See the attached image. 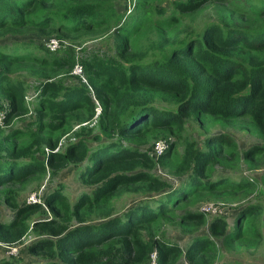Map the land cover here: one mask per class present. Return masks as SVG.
<instances>
[{"label":"trees","instance_id":"obj_1","mask_svg":"<svg viewBox=\"0 0 264 264\" xmlns=\"http://www.w3.org/2000/svg\"><path fill=\"white\" fill-rule=\"evenodd\" d=\"M52 1L0 0V29L9 22L14 26L23 25L24 22L39 26L48 22V25L55 24L61 30L77 33L103 28L115 17V25L110 33L115 55L97 49L93 52L83 51L78 63L83 68L88 84L76 87L60 82L41 83L36 94L40 105L37 111H43L50 120L44 121L39 117L35 123L37 131L68 125L72 120L71 114L75 112H82V116L84 112L87 118H93L96 107L93 95L101 100L106 97L109 103L114 102L120 107L109 113L107 120L103 121L107 113L106 106L100 120L104 130H111L121 136L138 134L153 125L183 127L188 113L216 115L225 119L246 116L264 131V0H256V3L251 0H234L233 5L229 6L240 17H233V14L228 20L218 16V20L204 24L199 32H185L172 43L163 58L149 62L145 60L147 54L142 53L130 63L124 61L127 40L146 11H137L134 4L136 10L133 11V7L127 14L124 11L122 23H116L120 16L113 3L115 0H107L105 3L98 0H72V3L64 7H49ZM207 1L210 0H177L174 5L184 12L194 10ZM173 21H176V16H170L161 23L168 25ZM160 45L159 42L155 46L150 43L144 49L153 50L155 47L160 48ZM18 62H31L46 70L71 71L77 59L75 50L69 46L54 52L44 49L40 57L18 54L0 47V96L7 102L4 108L5 122L17 114L27 112L23 85L9 77L10 65ZM140 87L167 93L171 98L168 106L154 105V100L146 96ZM9 135L17 140L30 137L39 141V137L29 129H13ZM102 136L93 135V139L101 140ZM217 139L216 142L223 140L220 137ZM184 140L185 151L180 169L188 172L191 180L196 179L193 186L198 183L202 187H218L214 181L200 183L197 180L204 168L213 162V147L207 140L206 149L196 148L191 138L184 137ZM84 144L73 143L70 154L84 157ZM114 145L108 143L100 146L88 156V165L80 170V175L84 180H107L92 195H80L71 205V211L66 217L69 220L51 218L33 222L32 229L42 237L33 240L29 251L49 254L45 264H146L153 251H156L154 264H168L167 256L174 250L173 247L159 246L151 236L142 242L140 229L142 223L166 211L163 201L151 199L152 203L160 202L156 210L148 206V201L142 202L129 211L124 219H108L99 227L82 225L70 228L72 218L76 222L111 218L115 209L104 202L115 192L131 190V193H154L164 187L165 182L151 172L149 167L153 165V160L146 152L122 145L110 149ZM141 166L147 170L136 172ZM39 169H44L43 161L28 155L26 150H9L0 138V185L22 182ZM2 198L12 201L9 206L13 209L11 218L0 221V241L7 242L27 230L26 218L36 210L37 205L20 206L17 202L18 191L13 189L5 191ZM65 202L59 191L47 193L44 197L47 205L55 208L61 206L67 211L69 206ZM194 215H197L196 212H187L183 218L193 219ZM225 227L226 222L217 218L210 222L209 230L213 235H218ZM255 233L259 234L257 228ZM106 238H117L121 243H109L104 248L93 249L97 247L96 243L100 244ZM136 246H141L142 253L132 259L130 249ZM208 246L209 238L191 240L185 250L187 262L202 264L193 254L207 252ZM55 254L60 258L54 257ZM68 254L75 258L67 260ZM0 264L17 263L11 257L1 258Z\"/></svg>","mask_w":264,"mask_h":264},{"label":"rangeland","instance_id":"obj_2","mask_svg":"<svg viewBox=\"0 0 264 264\" xmlns=\"http://www.w3.org/2000/svg\"><path fill=\"white\" fill-rule=\"evenodd\" d=\"M175 1L177 0H134L137 11H146V14L140 17V24L128 37L124 54L126 63L132 62L142 53L147 54L146 61L159 60L168 54L172 43L185 32H199L204 24L218 20V16H224L228 20L233 14V17H240L229 6L233 5L234 0H210L194 10L184 12L175 7ZM251 2L256 3V0ZM70 3L72 0H53L48 6L64 7ZM113 3L120 16L116 23H122L121 18L128 0H115ZM135 7L133 11L136 10ZM170 16H176V21L168 25L161 23ZM114 19L115 17L111 18L103 28L77 33L61 30L55 24L48 25V22L39 26L25 22L23 25L14 26L9 22L0 29V47L18 54L27 53L40 57L43 50L47 49L46 42L57 38L61 40L62 46L55 51H60L66 46L73 48L77 64L84 50L93 52L97 49L115 55L110 34L115 25ZM157 42L161 43L160 48L144 49L150 43L155 46ZM39 45L42 47L39 48ZM9 70V77L23 85L27 112L17 114L9 122H5L4 108L7 102L0 96V138L9 150H26L28 155L43 161L44 169L36 170L22 182L0 185V221L8 220L13 214V209L9 206L12 201L2 198L7 190L18 191L17 202L20 206L34 203L37 205L36 210L26 218L27 230L22 235L7 242L0 241V259L14 257L17 264H45L48 261L49 254L29 251L33 240L42 237L32 229L33 222L51 218L69 220L66 217L71 211V205L80 195H92L93 191L107 180H84L80 170L88 165V156L95 153L98 147L109 143L115 144L110 149L122 145L146 152L153 160V165L149 167L151 172L165 182L164 187L154 193H131V190L115 192L104 202L115 209L111 218H97L87 222H76L72 218L70 228L82 225L99 227L108 219H124L129 211L146 201L149 202L148 206L156 210L160 202L155 204L151 199L160 200L166 206V211L159 213L151 221L142 223L140 229L142 242L151 236L159 246L173 247L174 250L167 256L168 264H189L185 258V250L191 240L196 238H209L207 252L193 254L202 264H264V131L252 119L246 116L225 119L216 115L188 113L183 127L153 125L138 134L121 136L111 130H104L100 120L106 106L107 113L104 114L103 121L107 120L109 113L120 107L114 102L109 103L106 97L101 100L93 95L96 104L93 118H87L84 112L83 116L82 112H75L71 114L72 120L68 125L39 132L35 125L37 119L40 117L44 121L50 120L43 111H37L40 105L36 94L40 84L47 81L76 87L88 84L83 68L80 73H75L73 68L71 71L46 70L31 62H18L11 64ZM140 90L151 97L154 100L152 103L158 107L168 106L171 99L161 90L146 87H140ZM13 129H29L39 137V141L30 137L17 140L9 135ZM93 135L103 136L101 140H94ZM184 137L193 139L192 144L196 148L206 149V140L213 147V162L204 168L197 180H200V183L214 181V185H218L213 187L215 189L198 186V183L193 186L196 179L191 180L188 172L180 169L185 151ZM218 137L223 140L216 142ZM83 142L85 156L75 153L71 155L70 146ZM159 142H162L163 150L158 156L155 151ZM165 153L167 154L164 155ZM14 157L20 159L19 156ZM145 168L138 167L136 172L146 171ZM224 184L226 186H223ZM55 191H59L66 200L65 204L69 206V210L64 211L65 208L61 206L55 208L44 203L45 195ZM180 192L182 193L176 196ZM187 212H196L197 215H194L193 219L183 218ZM217 218H222L226 227L218 235H213L209 226L210 222ZM256 228L258 235L255 233ZM109 243L120 245L121 242L117 238H106L100 244L96 243L97 247L93 249L104 248ZM141 253V246L132 247L130 258L135 259ZM54 257L58 259L59 256L55 254ZM66 258L74 259L75 256L68 254ZM155 260L156 251H153L146 264H154Z\"/></svg>","mask_w":264,"mask_h":264},{"label":"built area","instance_id":"obj_3","mask_svg":"<svg viewBox=\"0 0 264 264\" xmlns=\"http://www.w3.org/2000/svg\"><path fill=\"white\" fill-rule=\"evenodd\" d=\"M134 0H128V5L125 11V14L129 13L132 9V7H134ZM46 48L51 50V51H55L57 49H59L62 46L61 40L57 39V38H51L48 40V42H46L45 44ZM73 70L75 71V73H80L82 70V66L78 63H76L73 67ZM156 150L155 153L156 155H160L162 150H163V145L162 142L157 143L156 144Z\"/></svg>","mask_w":264,"mask_h":264},{"label":"clouds","instance_id":"obj_4","mask_svg":"<svg viewBox=\"0 0 264 264\" xmlns=\"http://www.w3.org/2000/svg\"><path fill=\"white\" fill-rule=\"evenodd\" d=\"M125 11H126V9H125Z\"/></svg>","mask_w":264,"mask_h":264}]
</instances>
